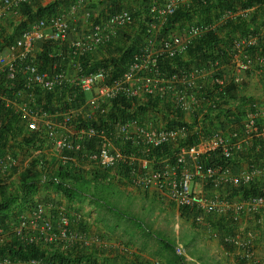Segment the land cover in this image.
<instances>
[{
  "label": "built area",
  "instance_id": "2783aa9c",
  "mask_svg": "<svg viewBox=\"0 0 264 264\" xmlns=\"http://www.w3.org/2000/svg\"><path fill=\"white\" fill-rule=\"evenodd\" d=\"M35 1L0 0V33L3 20L19 14L24 5ZM103 1L110 7L103 16L90 20L93 11L84 8L85 0H77L67 11L31 22L29 28L22 30L4 50L2 48L0 104L9 108L28 132L46 136L61 153L70 152L73 160L102 170L119 168L133 185L156 187L181 210L190 212L195 222L203 223L209 216L229 210L237 224L242 222L244 214L263 215L262 105L256 104L255 110L238 122H231L230 130L210 132L190 131L182 117L178 119L181 123L168 127L150 126L135 116L114 117L109 113L113 101L120 96L131 102L140 97L160 98L162 102L171 96L174 114L194 111L199 119L229 108L235 100L230 98L231 83L223 74V67L230 66L235 84L240 83L243 73L264 74V52L252 50L259 45L262 35L251 30L235 38L224 61L209 58L203 64L179 68L178 72L166 75L159 68V60L164 55L185 54L195 40L216 28L215 23L193 19L183 30L162 37L160 42L152 37L149 45L135 54L126 70L115 76L112 67L106 64L93 68L91 57L115 42L122 30L129 29L135 16L133 11L113 5V0ZM202 2L207 4L208 0ZM183 4V0L154 2L150 14L163 25ZM83 8L89 22L82 34L72 35L78 31L76 14ZM247 15V9L240 12L227 9L221 20ZM156 27L157 24L151 26L150 34ZM45 48L52 60L42 69L40 56ZM70 67L74 75L70 74ZM189 136L198 139L189 145L179 141L173 156L157 162L150 157L155 149L178 140L183 142ZM247 154L250 155L247 167L239 169L236 161ZM68 159L64 156L65 161ZM6 160L0 157L1 174L10 165ZM198 181L216 190L236 191L240 199L206 193L198 188ZM92 215L69 211L65 205H56L53 201L38 200L34 208L20 214L11 224L0 223V248L15 237L26 246L60 249L65 253L92 252L96 244H104L100 235L92 234L88 226L80 227L82 222L95 223ZM213 235L232 246L246 249L250 244L238 234L215 231ZM175 251L184 254L181 245H177ZM0 264L65 263L46 258L23 262L2 254Z\"/></svg>",
  "mask_w": 264,
  "mask_h": 264
},
{
  "label": "crops",
  "instance_id": "0c3cea01",
  "mask_svg": "<svg viewBox=\"0 0 264 264\" xmlns=\"http://www.w3.org/2000/svg\"><path fill=\"white\" fill-rule=\"evenodd\" d=\"M53 1L54 0H36L30 4L31 11L20 13V16L16 18V23L14 25H18L23 21L29 23L33 14L36 13L40 6H45ZM76 1L77 0H71L70 5L68 6L70 7ZM193 1L194 0H183V3L185 5V3H192ZM261 1L263 2L264 0ZM212 2H214V0H212ZM262 2L255 1L252 7L245 8L248 11L247 16L233 17L225 21L221 20L223 12L217 14V8L214 7L211 13L212 17L210 16L211 20H206L205 18L204 20H206V22L215 23L216 26L219 27L221 25H227L230 22L234 23L237 18L244 19L253 17L255 18L253 30L262 35V40L264 36V2ZM68 6L64 7L63 11H67L69 9ZM84 6L85 9H90L94 13L91 18H89L90 20L94 19L96 16H103L110 8L107 2L103 0H85ZM84 8L80 9L76 14L78 31L72 35L79 36L82 34L89 22V19L85 17ZM230 9L234 12H240L243 10V8L241 9L240 5H238V2L233 3V7ZM215 13L217 15H215ZM12 24L13 23L10 19L8 21L3 20L1 23L2 31H12ZM225 34L226 31H223L222 35ZM244 35V33H237L234 37L239 38ZM119 40H122V33L119 34V37L114 44H117ZM256 45L260 46V43L259 45ZM257 46H254L252 50H257ZM2 48L3 50L5 49V47H3V40H0V50H2ZM105 49L106 47L95 52L92 55L91 60L94 63L105 61L108 54ZM69 70L70 74L74 75L73 68L70 67ZM223 74L228 82L231 83V86L232 84H235L233 83V73L228 64H225L223 67ZM240 77V83L235 84L238 85V99H235V103L231 106L237 111V105L238 107L240 106L239 111L241 113L239 112V117L243 118L247 113L255 110L256 104L264 107V74L259 72L248 74L243 73ZM87 95L89 96V94ZM147 103V97L137 98L136 101L132 103L131 110L135 107H139V105H146ZM171 103V96H168L165 101L159 103V108H155L158 110L148 109L144 114L135 117L150 126H169L170 119H174L172 114L173 106ZM166 105H169V109H167ZM168 110L172 114L170 119ZM180 116L182 117V121L189 127L190 131H195L197 129L200 131L205 129L207 132L215 129L223 131L230 130L231 122L229 121V117L220 112L207 114L205 119H199V116L194 111L183 112ZM58 119L60 118H57L56 120ZM20 124L24 126L22 122ZM24 135L25 132H21L18 138H21ZM39 136L42 140H39L35 144V147L31 148L26 153L27 155L25 154L26 156L22 155L24 151H20V147L17 146L14 151L6 150L4 153L3 150L0 149V157L6 158V161L10 163L9 167L4 170V173L11 172V174H14L16 170H18L19 173L22 172L29 166L30 161L38 155H45L46 159L51 161H55L56 158H63L62 161L65 162L64 157L61 155V151L55 148L52 141L44 135ZM179 141L180 143L182 142L181 140H178L177 142L170 144L169 147H171L173 153L177 150V147L180 144H178ZM249 158V154H247L246 157L241 156L240 159L236 161L237 167L239 169L246 168ZM20 160L22 161L23 166H20ZM75 162H77L75 163L76 165L79 164V166L85 170L90 169L95 172L98 170L99 172L106 171L83 161ZM120 170L121 169L119 168L107 170L108 174H110L108 181L107 179H103L104 176L101 177L102 181L108 185L107 187H109L105 192V198L108 204L112 202L115 207L117 205L120 206L121 204L122 206H125L126 201L129 200L134 202L135 206L140 207V210H142L143 206L145 212L148 211L146 209L153 206V211L151 212L149 210L150 212L146 213V218H156L158 216L162 221L161 225L164 223L168 224V222H174L176 225L175 233L177 237L173 243L167 237H153L150 235V232L146 235L142 232L137 234L139 231L135 228L130 229L129 224L123 222L124 219H129L122 214L123 212H115L114 209L95 203L90 198H78L73 201L72 206L71 201L69 202V200L62 195L56 194L52 189L42 190L43 194H40L39 192L35 196L37 200L48 199L57 204L59 202L66 206L71 205L70 208L72 207L74 211L77 210L86 212L87 214H93L92 218L95 220V223L93 222L91 225H85L90 228L92 234L100 235L104 243L101 245H95V253L97 255L95 258L99 264H264V214H244L241 219L242 222L237 224L233 222L232 211L229 210L224 213H217L209 216L205 222L198 223L195 222L187 212L182 211L165 192L160 191L154 186L141 187L133 185ZM1 175L3 176V173ZM13 179V176L9 177L7 182H12ZM197 186L199 189H203L206 193L227 196L233 200L240 199V195L236 191L231 192L224 188L216 190L202 181H198ZM116 208L119 207L117 206ZM215 231H218L221 234H238L250 242L248 245L249 247L245 249L243 247L222 243L221 238L220 240L219 237H214L213 234ZM134 238H138L135 244ZM153 238L155 239L153 240ZM177 245L183 246V255L176 253L175 247Z\"/></svg>",
  "mask_w": 264,
  "mask_h": 264
},
{
  "label": "trees",
  "instance_id": "16d2710c",
  "mask_svg": "<svg viewBox=\"0 0 264 264\" xmlns=\"http://www.w3.org/2000/svg\"><path fill=\"white\" fill-rule=\"evenodd\" d=\"M119 1V2H118ZM124 0H113L111 3L118 8L122 7L121 3ZM255 1L261 0H208L207 4H204L202 0H194L195 3H185L177 11V13L171 16L167 22L163 25L157 23L155 18L150 14V6L154 2H159V0H137L136 10L133 11L135 16L134 24L129 28L122 30V40H119V44L111 43L106 46V51L108 52L107 58L105 61L94 63V67L98 66L100 63L106 64V66H111L115 76L122 74L124 70L130 65L135 54L141 52L146 46L149 45V40L153 37L156 39V42H160L162 37L168 36L170 33H175L176 30H183V26L191 22L194 17H199V21L211 20L212 9L217 8L216 13L225 12V9H230L233 7V3L238 2L241 9L250 8L254 5ZM233 2V3H232ZM264 2V1H263ZM262 2V3H263ZM71 0H54L53 2L40 6L30 22L25 21L21 22L18 25H14L16 18H18L20 13L31 11V5H24L19 14L14 16L7 17L6 20H11L13 30L10 32L2 31L0 33V40H3V47L12 42L16 36L21 33L22 30L29 28L31 22L37 20L40 17L49 16L51 14H57L63 11L64 7L70 5ZM69 7V6H68ZM215 13V15H217ZM204 18L206 20H204ZM208 22V21H207ZM255 18H237L236 22L228 23L227 25L216 26L215 30H212L195 40L187 49V52L183 55H177L174 57L163 56L159 60V68L163 70L166 75H172L178 72L179 68L189 69L190 67L203 64L209 58L215 59L220 58L221 60H226L228 54L231 52L232 44L234 41V36L237 33L247 34L249 31L253 30V24ZM154 24H157L155 30H152L153 34L149 32V29ZM4 29V28H3ZM226 31L225 35H222V32ZM3 34V35H2ZM152 35V36H151ZM261 47V48H260ZM260 47L264 52V36L260 42ZM49 51L47 48L43 50V53L40 56V61L42 62L41 68L46 69L51 58L49 57ZM109 56V57H108ZM238 85L232 84L230 86V98L235 100L238 99ZM84 97V94L82 95ZM148 103L146 105H139L131 110L132 103L124 96H120L118 100L113 101V107L110 110V116L118 117H127V116H138L144 114L148 109L158 110L160 98L147 97ZM240 101V100H239ZM169 109V105H166ZM237 109H234L233 106L229 108L221 109L220 113H223L225 116L229 117L230 122H235L242 117H239L241 113L239 111L240 106ZM169 111V110H168ZM240 112V113H239ZM169 119L172 114L175 117L173 120L170 119L169 126H175L176 124L181 123L180 113H170ZM179 119V120H178ZM21 132H25V135L21 137L20 142V151L25 150L28 152L31 148L35 147V144L41 139L38 133L28 132L24 126L20 124V121L17 119L16 115L12 111L0 104V149L3 150V153L6 150L14 151L17 138L20 136ZM198 138L196 136H189L183 142L182 145L193 144ZM18 143V142H17ZM170 145H164L155 149L154 153L150 157L154 159L155 162L161 160L166 156H173V151ZM62 157L66 156L69 159L67 161H62L63 158H56L55 161L46 159L45 155L35 156L29 163V166L26 167L19 174V183L17 191L11 192L9 190V185L7 179L11 177V172L3 173V176L0 173V223L5 225L11 224L16 220L17 216L24 213L27 210L34 208L36 202L38 201L35 196L42 190L52 189L56 194L62 195L64 198L71 201L73 206V201L78 198H90L95 203L102 204L106 207H110L106 198L105 192L108 190V185L102 181L103 179H109L110 174L107 171L99 172L85 170L80 167L79 164H75L73 160L72 153L62 152ZM120 172V171H119ZM3 179V180H2ZM3 181V183H2ZM256 188H254L255 192ZM104 196V197H102ZM48 200V199H46ZM105 203V204H104ZM112 203V202H110ZM56 203V205H59ZM64 205V204H61ZM66 206L69 211L73 212H82L73 210L72 207ZM114 209V208H111ZM116 210V208L114 209ZM182 211L187 212L192 218L194 216L183 209ZM80 227H86L85 223H81ZM6 254L11 256L15 260H22L23 262L31 258H46L53 261H60L63 263H95L97 255L95 250L92 252H83L81 254L71 251L65 253L60 249L44 248L39 246H26L21 244L20 241L13 237L9 243L0 248V255Z\"/></svg>",
  "mask_w": 264,
  "mask_h": 264
},
{
  "label": "rangeland",
  "instance_id": "374dc122",
  "mask_svg": "<svg viewBox=\"0 0 264 264\" xmlns=\"http://www.w3.org/2000/svg\"><path fill=\"white\" fill-rule=\"evenodd\" d=\"M161 1H163V0H159V2H161ZM136 4H137V0H124L121 3V5H122L121 8H127V9H129L131 11H135L136 8H137ZM198 18L199 17H194V19H198ZM177 32L178 31L176 30V33ZM17 139L18 140L16 141V143H14V145H16L17 147L21 148L20 142H19V140L21 138H17ZM22 150L24 151L22 153V155L26 156L27 152H25L24 149H22ZM19 162L21 163L20 166H23L22 165V161L20 160ZM17 172H18V170H16L15 173L11 175V177L12 176L14 177L13 181L10 182V183H7L9 185V190L11 192L17 191L16 188H18L19 175H17V174H19V173H17ZM40 194H43L42 191H40ZM110 204L113 205V203H110ZM134 204H135L134 202H131V201L127 200L126 203H125V206H122V204L120 206L116 204L119 208H116L117 206L115 207L114 205L113 206L110 205V206H111V208H114V207L116 208L115 212H121V213L123 212L122 214L129 218V219H124L123 222L124 223L127 222L129 224V228L130 229H134L135 228L137 231H139V232H137V234L142 232V233H144V235H146V234H148V232H150V235L153 236V237H167L168 239H170V241L172 243L175 241L177 235L175 233L176 232V225H175L174 222H168V224L164 223V224L161 225L162 221L159 219L158 216L156 218H146V213H149L150 211L152 212L153 211V206H151L148 209H146L148 211L145 212L144 209H143V206H142V210H140V207L135 206ZM137 215H140V216H137ZM137 239L138 238H134V244L137 241ZM154 239L155 238H153V240ZM131 240H132V238H131ZM221 242L225 243L222 240H221Z\"/></svg>",
  "mask_w": 264,
  "mask_h": 264
}]
</instances>
